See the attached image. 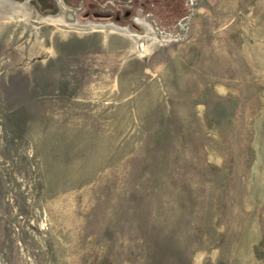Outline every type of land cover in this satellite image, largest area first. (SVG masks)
Here are the masks:
<instances>
[{
  "label": "rangeland",
  "instance_id": "rangeland-1",
  "mask_svg": "<svg viewBox=\"0 0 264 264\" xmlns=\"http://www.w3.org/2000/svg\"><path fill=\"white\" fill-rule=\"evenodd\" d=\"M0 264H264V0H0Z\"/></svg>",
  "mask_w": 264,
  "mask_h": 264
}]
</instances>
